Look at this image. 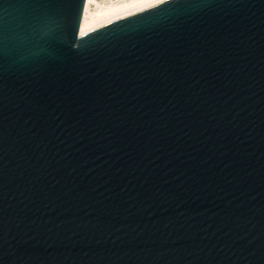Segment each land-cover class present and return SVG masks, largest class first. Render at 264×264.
<instances>
[{"label":"water","instance_id":"95a60500","mask_svg":"<svg viewBox=\"0 0 264 264\" xmlns=\"http://www.w3.org/2000/svg\"><path fill=\"white\" fill-rule=\"evenodd\" d=\"M0 0V264H264V0Z\"/></svg>","mask_w":264,"mask_h":264},{"label":"bare ground","instance_id":"6f19581e","mask_svg":"<svg viewBox=\"0 0 264 264\" xmlns=\"http://www.w3.org/2000/svg\"><path fill=\"white\" fill-rule=\"evenodd\" d=\"M156 0H86L80 29L90 27Z\"/></svg>","mask_w":264,"mask_h":264},{"label":"rangeland","instance_id":"374dc122","mask_svg":"<svg viewBox=\"0 0 264 264\" xmlns=\"http://www.w3.org/2000/svg\"><path fill=\"white\" fill-rule=\"evenodd\" d=\"M100 1H105V0H100Z\"/></svg>","mask_w":264,"mask_h":264}]
</instances>
